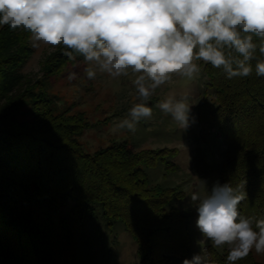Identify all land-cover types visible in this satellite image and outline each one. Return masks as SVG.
I'll return each mask as SVG.
<instances>
[{"label":"trees","instance_id":"obj_1","mask_svg":"<svg viewBox=\"0 0 264 264\" xmlns=\"http://www.w3.org/2000/svg\"><path fill=\"white\" fill-rule=\"evenodd\" d=\"M11 34L8 25H1L0 264H49L51 249L65 247L73 236L87 238L81 229L93 220L109 230H123L137 246L138 264L183 260L190 246L189 214L177 204L184 194L153 184L144 172L157 162L167 174L178 172L171 161L176 150L141 152L117 143L93 154L84 151L77 138L86 120L56 114L43 91L44 77L25 79L19 70L29 54L26 36ZM254 42L259 45V38ZM69 60L57 56L54 69L46 73ZM257 60H264L258 48L250 62L252 74L232 78L201 63L207 81L197 112L198 121L211 124L223 143L219 182L244 184L246 195L238 211L252 218L254 227L264 219V77L256 75ZM209 92L215 102L204 103ZM25 99L32 100L29 117L19 120ZM227 254L209 247L207 256L210 264H227ZM236 264L260 263L249 254Z\"/></svg>","mask_w":264,"mask_h":264},{"label":"clouds","instance_id":"obj_2","mask_svg":"<svg viewBox=\"0 0 264 264\" xmlns=\"http://www.w3.org/2000/svg\"><path fill=\"white\" fill-rule=\"evenodd\" d=\"M0 25L30 34L33 47H64L83 56L86 76L97 73L112 79L130 74L139 103L129 118L112 129L136 131L138 122L152 116L146 102L174 76L192 79L200 72L197 61L222 69L228 78L248 77L257 48L264 56V0H0ZM254 37L260 43L254 42ZM264 77V60L255 64ZM75 74H69L73 80ZM158 107L181 129L195 118L187 102L169 96ZM244 184H215L199 201L196 226L215 248L227 246V264H236L253 250L264 254V219L240 215ZM183 264H210L196 254Z\"/></svg>","mask_w":264,"mask_h":264},{"label":"rangeland","instance_id":"obj_3","mask_svg":"<svg viewBox=\"0 0 264 264\" xmlns=\"http://www.w3.org/2000/svg\"><path fill=\"white\" fill-rule=\"evenodd\" d=\"M11 31L14 38L25 33L27 41L28 58L22 63L19 72L29 81L44 77L41 81L43 91L54 102L56 114L68 112V115H82L86 120L87 127L77 138L78 145L84 151L93 154L117 143H127L134 150L141 152L155 149L176 150L177 155L171 161L179 167L178 172L167 174L159 162L154 168L144 169L153 184L174 188L184 194V199L177 204V208L189 214L190 246L183 260H175L171 264H183L185 259L191 260L196 254L205 255L209 260V247L217 252H228L227 246L215 248L210 241L202 238L196 226V207L199 201L191 200L194 193L203 199L210 194L215 184H220L218 171L224 150L215 128L211 124L199 122L197 118L207 81L201 68L192 79L174 76L172 83L157 88L146 102V106L152 108V116L141 119L135 132L128 129L113 132L116 124L129 118L131 107L140 102L132 83L135 78L133 75L112 79L98 72L94 79L89 80L85 72L87 65L79 54L48 75L45 70L54 67H51L55 64L54 59L57 56H65L64 53L70 49L45 45L33 47L29 33H20V29ZM197 63L200 66L203 61ZM72 73L75 78L69 80L68 76ZM185 94L187 102L192 105L191 115L195 120L187 128L181 129L158 105L169 96L180 99ZM208 94L204 103L215 102L214 98L210 97L212 94ZM31 101L24 100L26 104L19 110V120L29 117ZM42 215L40 212L39 217ZM89 224L90 221H85L84 228L81 229L87 238L79 239L80 236H73L71 243L65 247L52 248L48 255L49 264H138L137 246L123 230L104 228L100 220H93L91 225ZM250 255L253 260L264 264V254H257L253 250Z\"/></svg>","mask_w":264,"mask_h":264}]
</instances>
